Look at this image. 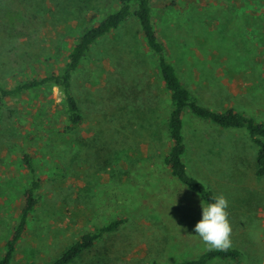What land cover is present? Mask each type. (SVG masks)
I'll return each instance as SVG.
<instances>
[{"label":"rangeland","instance_id":"obj_1","mask_svg":"<svg viewBox=\"0 0 264 264\" xmlns=\"http://www.w3.org/2000/svg\"><path fill=\"white\" fill-rule=\"evenodd\" d=\"M119 5L0 0V83L13 86L63 68L79 35ZM152 7L170 58L200 100L264 120V0H152ZM157 60L132 15L93 44L73 74L84 115L78 125L68 128L57 87L47 90L54 100L40 118L31 110L35 92L28 99L0 98V261L25 204V152L41 179V199L10 264H48L118 216L126 217L118 231L68 264H170L209 249L196 234L183 237L180 220L190 216L185 204L197 203L193 212L202 217L203 200L165 162L171 99ZM184 120L189 172L227 198L231 247L242 250L237 260L209 264H264L259 146L243 128L191 112Z\"/></svg>","mask_w":264,"mask_h":264},{"label":"trees","instance_id":"obj_2","mask_svg":"<svg viewBox=\"0 0 264 264\" xmlns=\"http://www.w3.org/2000/svg\"><path fill=\"white\" fill-rule=\"evenodd\" d=\"M119 3L118 8L79 35L77 42L70 48L68 61L63 68L59 70L47 69L42 71L40 77L24 79L13 86L0 83V98L28 99V93L35 92V99L38 104L31 110L40 118L41 110L47 107V103L50 104L54 100L52 94L54 88L57 87L63 95L68 128L78 125L83 121L84 115L72 88L74 72L91 51L93 44L120 27L132 15H135L146 44L158 57L161 78L165 89L170 94L171 110L165 124L172 144L165 156V162L170 166L172 175L183 183L187 190L197 193L206 204L213 202V197L217 196L206 183L189 172L184 159L187 150L184 117L187 112H191L200 119L211 121L224 128L245 129L251 139L259 146L256 174L264 176V120H259L256 116L236 107L219 109L204 104L188 83L182 79L168 54L167 47L154 23L152 0H119ZM51 89L53 91L47 93V90ZM23 161L29 170L30 179L24 192L25 204L20 210L18 222L6 245L0 264H10L12 261L17 245L27 232L30 216L38 207L41 199L39 192L42 183L37 174L33 156L25 152ZM125 222L126 217L124 216L112 218L96 230L85 233L59 258L48 264H68L74 261L82 253L92 249L105 234L118 231ZM241 255L242 250L237 247H230L223 251L208 249L197 257L178 260L170 264H209L216 258L237 260ZM154 264L163 263L155 261Z\"/></svg>","mask_w":264,"mask_h":264},{"label":"clouds","instance_id":"obj_3","mask_svg":"<svg viewBox=\"0 0 264 264\" xmlns=\"http://www.w3.org/2000/svg\"><path fill=\"white\" fill-rule=\"evenodd\" d=\"M55 90V88H54ZM229 202L226 197H213V202H201L202 219L194 227L198 235L209 250H227L231 247L232 227L227 211Z\"/></svg>","mask_w":264,"mask_h":264},{"label":"crops","instance_id":"obj_4","mask_svg":"<svg viewBox=\"0 0 264 264\" xmlns=\"http://www.w3.org/2000/svg\"><path fill=\"white\" fill-rule=\"evenodd\" d=\"M186 161V160H185ZM197 203H193L192 204H185L186 206L184 207V210H186L185 214L188 212L190 214L189 216V219H187L188 217H185V216H182L181 217V220H180V224L184 225L183 226V230L182 233H184V236L182 234V236L186 239H188L187 237L193 235V234H196L195 231H194V224H196L199 220L198 219H202V217H199V216H196L193 212L194 209H198L200 207L196 206ZM198 205V204H197ZM200 206V205H199ZM202 208V207H201ZM190 220V221H188ZM195 220H197V222L195 223ZM187 225H190L189 228H186ZM108 234V233H107ZM106 235V234H105ZM198 236V235H196Z\"/></svg>","mask_w":264,"mask_h":264}]
</instances>
